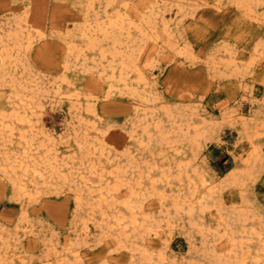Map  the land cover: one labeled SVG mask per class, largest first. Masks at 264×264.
I'll list each match as a JSON object with an SVG mask.
<instances>
[{
  "label": "bare ground",
  "instance_id": "obj_1",
  "mask_svg": "<svg viewBox=\"0 0 264 264\" xmlns=\"http://www.w3.org/2000/svg\"><path fill=\"white\" fill-rule=\"evenodd\" d=\"M16 1L19 11L0 28V179L24 210L20 221L27 223L26 208L42 191L53 186L58 190L49 192L55 194L66 187L73 193V223L79 225L74 232L88 240L91 228L100 226L101 234L111 238L108 247L129 251L131 264H165L160 254L154 258L145 237L184 224L201 233V257L208 264H264V214L252 190L264 169V74L257 84L242 82L264 66L263 40L254 43L249 55L224 42L222 55L206 60V69L218 81L238 80L239 104L249 106L246 113H222L221 121L235 126L243 145L237 168L222 180H208L207 171L196 162L202 142L215 137L217 121L201 116L195 107L162 104L146 74L154 68L152 56L157 60L160 53L192 58L190 44L179 42L172 21L180 15V24L201 7L219 10L221 0ZM50 3L70 4L72 10L57 26L47 27ZM229 3L258 26L264 24V0ZM46 38L61 43L65 51L48 89L28 59L34 43ZM81 74L103 84L104 94H84L81 101L77 93L61 92ZM64 96L76 121L55 137L38 126L44 102ZM115 96L130 101L133 116L123 128L127 148L118 153L109 150L110 135L96 123L102 119L96 113L98 101ZM229 188L240 195L236 204L227 206L221 192ZM146 198L159 207L158 221L145 214ZM207 212L216 225L203 229ZM19 228L24 233L28 229ZM217 232L219 246L209 241ZM18 239L17 233L13 238L0 233V264L8 262L11 241ZM65 252L78 261L76 249ZM58 256L57 263L69 264ZM45 264L52 263L46 259Z\"/></svg>",
  "mask_w": 264,
  "mask_h": 264
},
{
  "label": "rangeland",
  "instance_id": "obj_2",
  "mask_svg": "<svg viewBox=\"0 0 264 264\" xmlns=\"http://www.w3.org/2000/svg\"><path fill=\"white\" fill-rule=\"evenodd\" d=\"M71 1L67 0V2ZM51 4L48 5L50 10H48L45 21L47 27L57 26L72 10L70 4L68 7L63 4ZM19 5L20 3L16 0L14 3L12 0H0V28L5 26L4 23L12 20L13 14L19 11ZM259 10L262 11V9ZM180 18V15L174 18L172 29L175 30V34H177L175 36L179 38L181 44L185 42L190 44L194 56L182 58L174 53L168 54L167 51L160 53L159 58L156 57L157 60L155 56H152L154 68L146 74L147 81L152 84L162 104L173 107H195L201 116L217 121V133L215 137H210L203 141L204 143L202 142L200 156L198 155L196 163L207 171L208 180L212 178L222 180L230 170L237 168V163H239L237 153L243 145L238 141L235 126H232L229 120L221 121L222 113L227 110L234 111L236 115L241 109L246 113L249 106L247 102L243 105L239 104L241 92L238 80L231 77L218 81L213 72H208L206 69L208 68L206 60L209 55L221 56L223 51L221 45L224 42V44L239 50L238 52L242 51L245 55H249L255 42L263 40L264 43V24L258 26L255 22L245 18L230 5L229 0H221L219 10L201 7L193 16L182 18L178 24ZM64 52L61 43L46 38L40 40V43L36 41L28 53V59L31 60L30 63L45 88L49 85L48 81L54 80L58 76ZM164 53H167V57ZM263 74L264 66H258L253 74L247 75L242 82L257 84ZM71 81H73L71 87L64 85L61 92L77 93L81 101L84 100V94L95 93L99 96L104 94V85L98 84L85 74L73 77ZM67 100L64 96L61 100L58 98L48 99L44 102L38 127H41L40 129L45 133L55 137L64 135L69 124L76 121ZM129 102L125 98L115 96L109 101L101 99L96 105V113L102 118L98 119L96 123L98 127L107 131L106 136L110 135L106 138L112 153L115 150L118 153L127 148L123 137V128L133 117ZM262 142H264L263 139ZM262 148L264 151V144ZM233 154H236L235 158L232 156ZM258 177L252 189L255 196L250 193L248 197L251 199L253 196L255 197L264 214V169ZM49 188L43 189L38 201L26 208L27 223H25L23 219L20 221L24 210L12 199L7 184L0 179V233L9 234L12 238L17 233L19 237L18 241H11L10 258L7 259L6 264H45L46 259L52 264H59L57 263L58 255L65 256L64 259L69 264H131L129 251L118 249L114 245L108 247L111 238L101 234L100 226L91 228L88 240H84L80 233L77 235L74 231L78 229L79 225L75 226L73 223L75 208L73 207V193L66 190L65 187L66 191L54 194L49 191L58 190V188L53 186ZM221 193L227 206L238 202L240 195L238 190L229 188ZM125 199L124 197L118 201L121 202ZM120 207L118 209L122 210ZM143 207L147 216L158 221L161 216L160 210L153 198H146L143 201ZM213 219L214 216L211 217L208 212L205 213L202 218L203 229L214 227L216 221ZM24 225L28 227L25 233L23 229L19 228ZM181 227V225H177L171 229H159V236L145 237V242L152 245L150 252L154 254V258L156 259V256L160 254L166 258L165 264H190L191 262V264H208L201 257L204 248L199 243L201 242V233L186 224ZM219 236L220 234L217 232L213 237H210L209 241L219 246L222 244V241H219ZM217 241L219 242L217 243ZM66 249H76L79 253L78 261L73 258L70 252H65Z\"/></svg>",
  "mask_w": 264,
  "mask_h": 264
}]
</instances>
